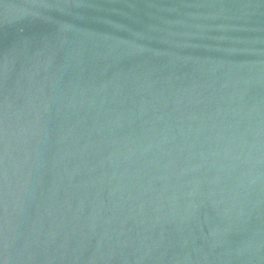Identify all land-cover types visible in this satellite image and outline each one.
Masks as SVG:
<instances>
[{"label": "water", "instance_id": "obj_1", "mask_svg": "<svg viewBox=\"0 0 264 264\" xmlns=\"http://www.w3.org/2000/svg\"><path fill=\"white\" fill-rule=\"evenodd\" d=\"M0 264H264V0H0Z\"/></svg>", "mask_w": 264, "mask_h": 264}]
</instances>
